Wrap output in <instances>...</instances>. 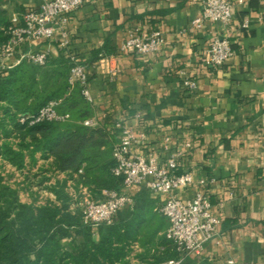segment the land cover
Returning a JSON list of instances; mask_svg holds the SVG:
<instances>
[{"label": "crops", "instance_id": "0c3cea01", "mask_svg": "<svg viewBox=\"0 0 264 264\" xmlns=\"http://www.w3.org/2000/svg\"><path fill=\"white\" fill-rule=\"evenodd\" d=\"M230 1V25L208 21L192 27L202 13L198 0H92L69 15L70 50L91 66L96 127L118 138L119 122L145 132L147 140L135 151L156 154L164 166L177 156L176 172H190L195 180L180 197L192 199L203 190L221 220L202 252L182 264H226L230 258L264 264V0ZM42 2L9 0L11 19ZM245 21L248 28H242ZM130 29L158 30L164 42L146 56L121 52ZM216 37H227L235 51L220 67L205 62ZM30 50L62 54L57 44L38 40L22 45L0 69ZM113 55L118 56L104 57ZM113 69L118 74L111 78ZM186 77L197 81L196 90L186 88ZM91 228L99 242V227ZM141 251L135 242L127 257L131 264H141Z\"/></svg>", "mask_w": 264, "mask_h": 264}, {"label": "trees", "instance_id": "16d2710c", "mask_svg": "<svg viewBox=\"0 0 264 264\" xmlns=\"http://www.w3.org/2000/svg\"><path fill=\"white\" fill-rule=\"evenodd\" d=\"M8 2L0 0V46L10 38ZM71 67L62 52L45 65L22 59L0 69V156L18 170L45 160L51 161L56 174L66 173L48 187L56 200L38 204L24 202L0 170V264H131L127 257L135 242L142 248L137 254L141 264L178 258L174 242L166 236L169 220L155 210L157 201L145 188L135 195L134 207L120 210L113 222L99 226V242L81 214L71 210L69 180L88 187L97 199L104 190H118L124 184V177L113 173L119 139L102 127L85 124L93 117V105L79 84L69 82ZM52 100H62L58 111L69 115L66 121L20 122L21 116L36 115ZM73 229L83 242L67 248L63 239Z\"/></svg>", "mask_w": 264, "mask_h": 264}, {"label": "built area", "instance_id": "2783aa9c", "mask_svg": "<svg viewBox=\"0 0 264 264\" xmlns=\"http://www.w3.org/2000/svg\"><path fill=\"white\" fill-rule=\"evenodd\" d=\"M89 1L92 0H43L39 7L13 18L8 32L10 38L0 46V63L4 65L6 60L16 58L21 46L26 43L38 40L55 43L71 61L69 82L72 85L79 84L83 94L92 102L91 66L80 61L78 56L71 52L72 37L68 28L70 13ZM198 1L202 6V13L192 21V27H203L208 21L222 22L225 25L232 23L234 4L230 0ZM249 26L248 21L242 23V28ZM163 42L162 33L158 30L150 32L130 29L120 51L146 56L157 52ZM234 54L231 41L227 37H216L206 51L205 62L212 67H220ZM116 56L118 55L104 57ZM50 58V50H30L22 57L37 65H45ZM117 74L118 69L110 70L111 78ZM184 85L189 91L198 87L197 81L191 77H186ZM61 102L62 100H52L36 115L21 116L19 120L30 125L44 121H66L69 115L58 111ZM97 122L96 118L91 117L85 124L96 127ZM117 128L121 131L113 152L116 159L113 173L124 177L123 187L118 190H104L103 197L97 199L92 191L82 184L79 185V196L75 181L69 180L67 190L72 201H75L71 203V210L81 213L85 225L99 227L101 224L113 222L120 210L131 207L134 204L135 190L145 188L159 201L158 211L168 218L170 225L166 236L174 242L179 253L178 258L161 264H182L187 257L200 254L205 245L214 238L221 224L220 218L212 211L209 197L203 190H199L192 199L181 198L179 193L194 185L195 180L190 172H176L179 167L177 156H172L164 166L156 154L135 151L147 140L145 132L138 134L135 129L121 122L117 124ZM80 173H84V169H81ZM200 184H204V181ZM226 264L241 263L230 258Z\"/></svg>", "mask_w": 264, "mask_h": 264}, {"label": "rangeland", "instance_id": "374dc122", "mask_svg": "<svg viewBox=\"0 0 264 264\" xmlns=\"http://www.w3.org/2000/svg\"><path fill=\"white\" fill-rule=\"evenodd\" d=\"M120 131L117 128V132L119 133ZM117 139L119 138L117 137ZM0 170L3 171L6 179L19 189L20 196L24 202L34 201L38 204L44 203L49 199L56 200L55 194L48 187L54 184L57 179H64L63 174H56L53 171L51 161L45 160H40L36 166L30 165L25 170H18L0 156ZM79 185L77 189L79 196H81ZM74 202L72 201V204ZM82 242L83 236L77 234L74 229L71 231V236L63 239V244L67 248H72L74 244L76 246L81 245Z\"/></svg>", "mask_w": 264, "mask_h": 264}]
</instances>
